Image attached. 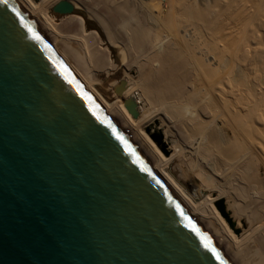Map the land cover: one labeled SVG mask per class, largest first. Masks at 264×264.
Masks as SVG:
<instances>
[{
	"label": "water",
	"instance_id": "obj_1",
	"mask_svg": "<svg viewBox=\"0 0 264 264\" xmlns=\"http://www.w3.org/2000/svg\"><path fill=\"white\" fill-rule=\"evenodd\" d=\"M67 10L0 3V264H243Z\"/></svg>",
	"mask_w": 264,
	"mask_h": 264
},
{
	"label": "bare ground",
	"instance_id": "obj_2",
	"mask_svg": "<svg viewBox=\"0 0 264 264\" xmlns=\"http://www.w3.org/2000/svg\"><path fill=\"white\" fill-rule=\"evenodd\" d=\"M57 1L150 128L159 122L161 146L236 256L264 264V21L248 24L251 0Z\"/></svg>",
	"mask_w": 264,
	"mask_h": 264
},
{
	"label": "rangeland",
	"instance_id": "obj_3",
	"mask_svg": "<svg viewBox=\"0 0 264 264\" xmlns=\"http://www.w3.org/2000/svg\"><path fill=\"white\" fill-rule=\"evenodd\" d=\"M253 1H255V4L253 3ZM260 1L261 0H251V3H250L251 6L254 7L256 10L255 9L253 10V8H251V11L250 12L244 11V12L248 13L247 14L248 15V24L251 23L252 21L255 22V23H257L258 21H260V22L261 21H264V11L261 10V6H262V4H263L264 1H262L261 3H259ZM263 27H264V24L261 26V30L260 31H262L264 29ZM151 129H152L153 133H156L157 130H160L161 133H162V141L164 142L165 138H164V134H163L162 128L160 127L159 122H156L155 127L151 128ZM222 199H225V197H222ZM223 201H225V200H223ZM224 209H226L225 204H224ZM231 220H233V219H231ZM226 223H227V225L230 228V222L227 221ZM232 223L235 224V221H233Z\"/></svg>",
	"mask_w": 264,
	"mask_h": 264
},
{
	"label": "snow or ice",
	"instance_id": "obj_4",
	"mask_svg": "<svg viewBox=\"0 0 264 264\" xmlns=\"http://www.w3.org/2000/svg\"><path fill=\"white\" fill-rule=\"evenodd\" d=\"M6 2H7V0H0V3H6ZM33 38L36 39V40L40 39L39 36H35V35H34ZM204 247L206 249H208L210 252H212V254L214 256H216L217 259H220L219 255L215 252V249L211 247L210 241H208L207 239H205V241H204ZM221 264H223V261H221Z\"/></svg>",
	"mask_w": 264,
	"mask_h": 264
}]
</instances>
